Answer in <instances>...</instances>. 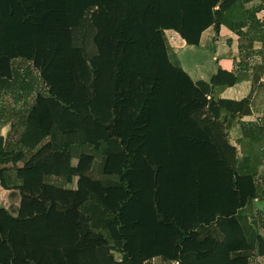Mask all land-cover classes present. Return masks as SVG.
Instances as JSON below:
<instances>
[{
    "label": "trees",
    "instance_id": "trees-1",
    "mask_svg": "<svg viewBox=\"0 0 264 264\" xmlns=\"http://www.w3.org/2000/svg\"><path fill=\"white\" fill-rule=\"evenodd\" d=\"M18 1L27 9L28 19L36 31H66L62 32V40L69 38L78 55L70 54L64 47L56 51L53 59H59L60 63L55 65L54 73L45 75L51 85L50 94L44 96L48 108L32 105L19 110L17 123L12 125L6 138L0 137V186L18 191L21 197L15 211L0 204V264H141L127 248L124 219L130 222L135 219L133 216L140 218L147 210V215L150 214L154 202L145 201V206L141 198L135 199L136 203L129 202L137 193L123 179L131 167L130 150L121 138L110 132L119 104L116 80L123 57L101 53L97 37L103 18L82 0ZM251 1L235 0L220 20L243 35L242 28L251 18L246 5ZM260 1L264 5V0ZM125 22L113 33L118 46L124 49L123 56L168 54L169 50L175 81L166 86L179 97V106L187 110L186 120L177 126L179 135L190 133L183 135L187 142L182 149L183 159L173 148L169 150V159L173 167L188 166L185 151L191 142L195 152L192 166L200 167L195 171L203 192L197 201L184 199L186 182L179 181L177 186V181H173L176 197H180L175 199L176 208L182 214L204 218L195 221L179 241L182 249L177 255L178 264H247L246 259L256 250L264 256V238L260 235L254 206V198L264 191V168L260 171L264 167V132L260 128L246 131L240 155L238 146L230 141L228 115L240 119L250 115L252 101L220 97L227 87L240 82L245 75L218 68L208 70L204 78L196 77L193 84L181 70L185 68V54L168 49L167 41L162 42L158 31L155 35L159 39L147 40L143 46L140 39L131 38V47L126 49L122 39L130 28ZM159 23L158 19L149 28L154 31L161 28L163 35ZM261 32L264 42V31ZM64 33H67L65 38ZM215 42L216 49L201 60L232 56L229 39L218 36ZM11 47L16 48L14 44ZM46 51L43 56L48 58L51 49ZM82 54L86 62L77 64ZM34 57L32 54L13 60L32 62ZM12 61L8 65L0 59V92L16 91L15 95L26 96L33 90L37 77L32 68L37 66L33 63L22 70ZM49 65L53 63L50 61ZM54 87L70 94L58 92L57 95ZM196 87L210 96L207 106L196 97ZM202 135L209 144L201 142ZM213 152L239 182L250 178L253 184L247 197L238 198V201L244 199L241 206L237 202L236 211L230 199H235L236 195H232L235 192L226 193L230 187L223 184L228 181L227 175L207 168ZM19 163L23 165L18 166ZM73 183L75 186H69ZM129 204L130 214L122 217L124 207ZM136 204H141V209L134 210ZM241 238L245 239L246 249L233 248Z\"/></svg>",
    "mask_w": 264,
    "mask_h": 264
},
{
    "label": "crops",
    "instance_id": "crops-1",
    "mask_svg": "<svg viewBox=\"0 0 264 264\" xmlns=\"http://www.w3.org/2000/svg\"><path fill=\"white\" fill-rule=\"evenodd\" d=\"M82 1L92 8L100 6L101 9H103L102 13L99 14L103 20L101 24L98 25L99 35L97 37V42L100 47L102 46L101 44L104 43L105 51H107V48H112L111 45L109 46V44L113 42V38L110 36L111 29L119 28L116 27V16H120V13L124 12L131 15V17L123 19L124 22H130L132 16L138 18V21L136 17L132 20L134 23L132 24L130 32L127 31V35L122 39L125 48L130 49L129 47H131L132 41H129V39L131 38L140 39L143 46L147 44V40L148 42H153V39H159V37L155 35L158 31L161 33L160 38L163 39L162 42L166 44L167 41L168 49H173L175 52L182 51V53L185 54L183 57L186 56V64L185 68L181 70L186 74L189 82L194 84L196 77L204 78L207 76L208 70L217 71L218 68L229 71H239L245 75L240 82L227 87L220 95L221 98L233 101H241L246 98H250L252 101V113L250 115L241 119L238 117L232 118L231 115H228L230 141L238 146L241 155L242 137L246 131L252 128H260L264 132V42L261 39V31H264V5L261 4L260 0H253L246 5L250 10L251 18H249V23H246L242 28L244 31L243 35H239L232 31L226 23L220 20V17L226 14L227 9L235 0ZM11 7H13L16 16L19 13L24 15V11L28 14L27 9L24 6L22 7V4L18 0H0V35L3 29L10 24V20L14 19L12 11L9 10ZM95 11L96 10H94V14H96ZM114 12H116V14L113 19L112 16ZM139 17L142 19L141 22ZM17 19L19 18L17 17ZM158 19L160 21V26L163 28L164 38L160 31L161 28L155 29V31L149 28V25L151 23L156 24ZM26 23L29 29H34L29 21ZM119 23L122 24L121 21H119ZM142 25L144 26L142 27ZM124 28L126 30L125 26ZM62 32L66 31H36L34 29L31 37L16 41L17 43L14 46L19 49V56L28 57L32 54L35 56V64L39 69H42V77L45 78V75L54 73L55 65L60 63L59 59H57V61L53 59L54 54H57V50L64 47V49L70 50L68 51L70 54L78 55L77 51L73 50L74 48L71 41L62 40ZM64 34L65 38L67 33ZM102 34H104V36ZM218 36L231 41L230 50L232 51V56L224 58H217L214 56L209 59L201 60V58H206L205 54L209 53L210 50L216 49L215 39ZM150 38H152L151 41ZM45 49H51V52L48 58L45 57L47 60L42 61V55L45 54ZM31 51L33 53H30ZM135 56L138 58L142 56L144 62L141 65L143 66L146 60H149V64L152 63L157 66L158 80H163L165 76L168 75V79L164 83L165 85L174 83L175 79L173 72L175 67L169 58V50L168 54L167 52L166 54L160 55L137 53ZM127 58H134V55L129 53L127 54ZM50 61L53 63V66L49 65ZM138 61L139 59L136 60V63H138ZM46 63H48L50 67L46 66L43 68V65ZM189 65L190 67L188 68ZM147 75L149 76V74ZM195 93L198 94L197 97L199 101L204 106H207L210 96L197 87L195 88ZM201 142L210 143L203 135L201 136ZM207 164L209 165V167H207L208 169L211 168L227 175L228 181H223L225 182L223 184L230 187V190H226V193L235 192L232 194L236 195L235 199H230L233 203L232 209L236 211L238 209L237 202H239L241 206L244 199L238 201V198L242 196L247 197V194L252 191L253 184L250 178H243L241 179L242 182H239V180L235 178L236 175L228 170L215 152L211 154V159H209ZM263 168L262 166L260 171H262ZM234 179H236L235 182H233ZM218 184H221V182H218ZM218 184L214 183V185L217 186ZM227 186L224 187L226 188ZM242 186H244V189ZM142 205L145 206V203H142ZM153 205L152 211H150L151 213L148 215L147 210V212L142 213L143 216L141 215L142 217L140 218L133 216L135 219L131 218L133 220L130 222H127L126 218L124 219V231L127 233L128 241L127 248L133 259L141 264H178L177 255L180 254L182 249L179 241L182 240L185 231L187 232L195 221L204 220V218L196 214H182L176 217L175 226L173 225L168 227V230H163L162 225L159 224L160 217L158 216L161 215V213L154 209L156 208L155 203H153ZM126 206L127 207H124L126 210L124 213L122 212V217L130 214L131 205L129 204V206ZM254 206L259 218L261 228L260 235L264 238V191L260 192L254 198ZM223 207L231 208V205H223ZM163 213L168 218L167 206H164ZM206 216V218H209V215ZM206 218L205 220L209 221L210 218ZM244 240V238H241L238 244H235L233 248L238 247L246 249ZM185 245L189 246V243L185 242ZM161 257H166L167 259L162 260ZM246 261L247 264H264V256H260L256 250L253 255L248 256Z\"/></svg>",
    "mask_w": 264,
    "mask_h": 264
},
{
    "label": "rangeland",
    "instance_id": "rangeland-1",
    "mask_svg": "<svg viewBox=\"0 0 264 264\" xmlns=\"http://www.w3.org/2000/svg\"><path fill=\"white\" fill-rule=\"evenodd\" d=\"M9 10L12 11L14 19L10 20V24L3 29L4 32H1L0 59L11 65L13 58L19 56V51L16 48L11 49L9 46L11 44L15 45L16 41L22 38L31 37L34 29H29L26 23L30 22L26 11H24V15L19 13L16 16L13 7ZM93 10H96L95 13L98 15L103 11L100 6L93 8ZM115 14L116 12L113 13V16L111 15L113 19ZM120 16H116V27H122L119 21L124 23L123 19L131 17L129 13L124 12L120 13ZM135 17H132V20ZM139 18L141 22L142 19ZM132 20L127 25L130 29L134 23ZM115 31H117L115 28L110 31V36L113 39L116 38L112 34ZM102 35L104 36V34ZM112 41L109 44L112 48H107V51H105L103 43L101 47L99 46V49L101 53L123 57L116 80L119 104L115 109L116 119L110 126V132L113 136L121 138L130 150L131 167L123 176V179L130 184L132 189L137 190V193L135 198L129 202L134 201L136 203L135 199L138 198H141L142 203L148 200L154 202L156 206L154 209L161 213V215H158L160 217L159 224L162 225L163 230H168V227L175 226L176 217L182 214V210L175 206V199L180 200V197H176L173 181H177V186L179 181L186 182L183 194L187 202L192 201V199V202L197 201L203 192L195 171L198 166L196 168L192 166L195 162L193 156L195 152L191 147V142L185 151L188 166L184 168L173 167L172 161L169 159V156H171L169 150L172 148L174 153L176 154L177 151L182 158V149L185 148L187 143H185L186 138L184 139L183 135H190V133L185 132L186 134L179 135L180 131H178L177 126L186 120L187 110L179 106V97L172 94L173 91L168 90V87L164 84L168 79V75L165 76V79L158 80L157 66L152 63L149 64V60H146L144 66L141 65L144 62L142 56L139 58L137 56H134V58L123 56L124 49L118 46V40ZM45 52L47 53L46 50ZM44 56L42 55V61H44ZM137 59H139L138 63H136ZM35 60L24 62V60L17 58V60L12 61V64L23 70L31 67L33 63L36 65ZM83 62H86V58L82 54L77 60V64ZM32 69L37 79L33 83V90L25 94L26 96L15 95L17 94L16 91H14L15 93L12 91L6 92V90L0 92V137L6 138L12 125L17 123V112L19 110L32 105L44 109L48 108L46 102H44V96L50 94L51 89L49 91V88L51 85L42 77L41 68ZM71 89L69 88V91ZM58 92L59 94H70L54 87V93L57 94ZM192 96L196 98L195 95L192 94ZM194 98L192 101H194ZM183 162L186 161L183 160ZM22 165V163L18 164V166ZM8 166H11V164ZM198 170H200V167H198ZM69 186H75V184H69ZM20 199L18 191L5 190L0 186V204L2 206L5 205L10 210L15 211ZM165 205H168V218L163 213ZM135 209H141V204H136Z\"/></svg>",
    "mask_w": 264,
    "mask_h": 264
}]
</instances>
